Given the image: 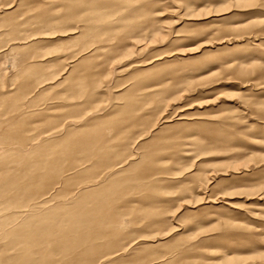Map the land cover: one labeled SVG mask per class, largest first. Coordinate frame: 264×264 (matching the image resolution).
<instances>
[{
	"label": "rangeland",
	"instance_id": "1",
	"mask_svg": "<svg viewBox=\"0 0 264 264\" xmlns=\"http://www.w3.org/2000/svg\"><path fill=\"white\" fill-rule=\"evenodd\" d=\"M0 264H264V0H0Z\"/></svg>",
	"mask_w": 264,
	"mask_h": 264
}]
</instances>
